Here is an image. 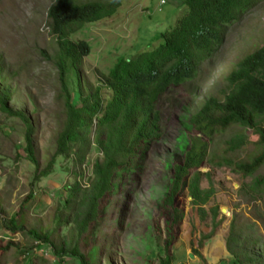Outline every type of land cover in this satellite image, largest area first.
<instances>
[{"label": "rangeland", "instance_id": "1", "mask_svg": "<svg viewBox=\"0 0 264 264\" xmlns=\"http://www.w3.org/2000/svg\"><path fill=\"white\" fill-rule=\"evenodd\" d=\"M55 1L0 0L3 77L12 106L26 111L35 125L40 171L56 153V138L66 121L59 71L49 57L58 51L48 16ZM183 9V0H122L113 18L86 24L73 37L91 46L79 68L81 83L78 71L69 74L73 103L80 106V93H95L97 88H101L104 100L110 98L105 76L117 58L156 47L161 32L176 23ZM263 44L264 0H258L226 26L222 43L201 65L198 76L171 87L160 98L161 136L142 149L132 167L116 174L115 190L101 200L98 219L79 239L91 264H158L159 256L165 255L169 216L160 205L171 186L170 166L184 160L190 137L201 136L189 119L209 96H220L227 87V74ZM241 132L240 127L232 126L217 133L209 140L208 157L224 156L227 141ZM245 132L246 145L227 155L234 161L250 160L260 151L258 136L251 130ZM25 134L26 126L20 119L0 111V264H80L73 256L60 260L47 246L38 248L31 231L48 234L57 245L75 242L70 210H64L62 204L70 195V186L77 182L86 188L94 178V164L103 157L94 139L95 130L84 162L77 155L80 143H74L72 153L58 156L52 172L38 180L36 166L27 159ZM201 171L212 174L216 193L207 207L219 206L223 223L218 233L200 247L201 235L211 230V217L201 220L187 189H183L178 204L185 216L170 251L174 264H235L226 246L234 217L240 238L257 241V245H246L241 254L244 264H261L245 261V255L264 250V191L261 200H254L246 192L256 177H264V166L252 176L230 166L207 164ZM202 185L209 187L208 179L204 178ZM59 216L63 219L60 226L56 222ZM194 248L204 259L194 255Z\"/></svg>", "mask_w": 264, "mask_h": 264}, {"label": "trees", "instance_id": "2", "mask_svg": "<svg viewBox=\"0 0 264 264\" xmlns=\"http://www.w3.org/2000/svg\"><path fill=\"white\" fill-rule=\"evenodd\" d=\"M121 1L56 0L48 10L51 33L58 44L56 56L49 57L59 71L62 86L60 98L64 99L66 121L56 138V153L43 171H40L34 145L35 125L26 111L11 104L6 78L3 77L0 50V111L25 124V151L27 159L36 166V180L52 172L58 156L72 153L74 143H80L76 154L84 162L92 146L91 134L95 130L94 139L103 157L94 164V178L86 188L77 182L70 186V195L62 204L64 210L66 207L70 210L75 242L57 245L48 234L31 231L39 242L38 248L47 246L60 260L73 256L79 259L80 264H91L80 248L79 239L98 219L101 200L115 190L116 174L132 167L135 163L133 159L141 155L142 149L161 136L160 98L171 87L193 81L201 65L214 55L222 43L226 26L258 0H183V14L173 26L161 32V42L156 47L130 56H119L114 62L105 76V84L111 90L110 98L104 100L101 88H97L95 93H80V106L74 104L68 88L69 74L78 71V82L81 83L79 68L83 58L90 53L91 46L86 40H75L73 37L86 24L113 18L119 12ZM224 81L227 87L220 96H209L189 119L194 131L201 136L195 134V137H190L184 160L170 166L171 186L160 205L169 216L165 255L159 256L158 264H174L175 259L170 251L177 240L175 232L185 216L184 208L178 204L183 189H187L200 219L211 217V230L201 235L200 247L218 233L223 223L220 207H207L216 193V187L211 172L201 171L203 166H230L245 176L254 175L264 166V44L244 56ZM232 126L240 127L242 132L227 141L225 155L208 157L209 140ZM245 130H251L258 136L260 151L250 160L234 161L227 155L246 145ZM204 178L208 179L209 187H203ZM247 188L246 194L254 200H261L264 177H256ZM62 220V216L57 218L58 226ZM249 244L257 245V241L240 238L237 217H234L226 241L233 263L244 264L241 254ZM193 253L204 259L199 250L194 248ZM245 261L264 264V250L258 254L248 253Z\"/></svg>", "mask_w": 264, "mask_h": 264}, {"label": "water", "instance_id": "3", "mask_svg": "<svg viewBox=\"0 0 264 264\" xmlns=\"http://www.w3.org/2000/svg\"><path fill=\"white\" fill-rule=\"evenodd\" d=\"M191 257H194V255H193V254H191ZM182 264H186V263H182Z\"/></svg>", "mask_w": 264, "mask_h": 264}, {"label": "crops", "instance_id": "4", "mask_svg": "<svg viewBox=\"0 0 264 264\" xmlns=\"http://www.w3.org/2000/svg\"><path fill=\"white\" fill-rule=\"evenodd\" d=\"M226 255V253H224V256ZM228 262H230L229 260H228Z\"/></svg>", "mask_w": 264, "mask_h": 264}, {"label": "clouds", "instance_id": "5", "mask_svg": "<svg viewBox=\"0 0 264 264\" xmlns=\"http://www.w3.org/2000/svg\"><path fill=\"white\" fill-rule=\"evenodd\" d=\"M164 2V1H163ZM165 3V2H164Z\"/></svg>", "mask_w": 264, "mask_h": 264}]
</instances>
